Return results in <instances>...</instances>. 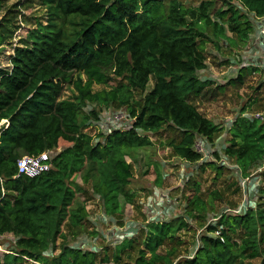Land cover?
Masks as SVG:
<instances>
[{
  "label": "trees",
  "instance_id": "1",
  "mask_svg": "<svg viewBox=\"0 0 264 264\" xmlns=\"http://www.w3.org/2000/svg\"><path fill=\"white\" fill-rule=\"evenodd\" d=\"M38 1L44 21L27 30L6 56L7 66L0 68V236L15 238L14 248L3 254L0 264H22L23 259L38 264L108 263L106 254L97 262L96 252L65 243L63 228L79 230L88 216L79 201L82 185H89L107 215L119 213L121 201L134 202L128 188L130 150L152 145L149 136L136 129L152 134L174 130L178 137L168 142L173 154L188 163L200 161L196 139L213 142L223 129L195 104L220 87L198 76L206 69L201 46L206 35L200 29L209 27L223 35V26L212 19L215 15L243 42L251 24L233 3L247 14L264 17V0H224L226 10H214L212 0L187 9L178 0ZM6 37L0 30V53ZM241 71L226 85L233 80L242 84ZM150 79L152 87L145 92ZM94 84L104 88L94 91ZM67 89L70 95L64 96ZM89 104L99 111L123 108L134 119L133 126L103 135L91 126L99 111L83 110ZM228 131L224 153L248 175L264 162V119L236 116ZM61 141L68 146L52 157L49 170L32 178L18 174L22 156L56 150ZM205 166L220 168L213 162L200 164ZM141 168L146 174L150 166L143 163ZM193 192L186 198L187 217L203 221L205 203L197 187ZM260 193L264 195V188ZM186 226L183 218L149 223L134 264H172L171 250L164 255L157 251L165 241H177V232ZM206 231L190 258L177 264H264V205L243 215L221 216ZM131 237L112 252L113 261L132 247Z\"/></svg>",
  "mask_w": 264,
  "mask_h": 264
},
{
  "label": "rangeland",
  "instance_id": "2",
  "mask_svg": "<svg viewBox=\"0 0 264 264\" xmlns=\"http://www.w3.org/2000/svg\"><path fill=\"white\" fill-rule=\"evenodd\" d=\"M178 1L183 8L187 9L196 7L206 0ZM212 1L214 10H226L229 7L224 0ZM233 4L239 13H244L247 17L245 10L236 1ZM44 16L45 12L38 0H0V30L7 35L2 46L3 51L0 53V68L7 66L6 56L11 54L12 48L20 45L27 30L31 29L36 21H44ZM212 19L222 25L225 32L220 35L213 33L209 27L200 29L206 35L201 45L206 57V69L198 72V76L201 80H212L213 86L220 85L218 93L224 95L208 91L203 98L195 100L203 116L223 127L211 146L208 144L211 148L208 151V154L211 152L209 156L205 155L201 162L188 163L175 156L168 145L170 140L178 137L176 131L162 128L157 133H148L152 141L151 146L130 150L133 166L128 188L135 194V200L131 204L121 201L120 212L112 216L104 213L100 200L92 195L89 185H82L80 178H75V181L82 185L83 192L79 195V201L85 203L88 216L79 230L71 231L68 226L63 228L66 236L65 243L84 251L96 252L97 262L106 254L109 262L100 264H134L138 251L144 248L143 241L147 225L153 223L150 221V211L145 208L149 202H151L149 206L153 209L155 220L159 216L162 222L183 218L187 223L185 228L177 232V241H165L157 251L164 255L171 250L172 264H177L186 257L190 258L200 244L199 238L207 234V226H214L222 215H243L249 209L255 210L264 205V195L260 193L264 188V162L253 168L248 175H244L233 159L229 157L225 159L224 156V147L227 146L230 138L229 128L225 126L232 122L230 120H234L236 116L252 118L256 114L264 117V71L260 67L261 58L243 54L244 48L249 45L248 36L242 42L226 29L227 22L224 18L219 19L212 15ZM242 56H245L246 65L250 66L246 70L245 67H241ZM240 71L242 84H239L240 81L233 80L226 85L227 79L236 77ZM116 81L114 79L110 84H115ZM151 87L150 79L145 92ZM103 88L102 85L94 84L93 86L94 91ZM69 95L70 90H65L64 96ZM135 97L140 96L137 93ZM90 108L99 111L95 105L90 104L83 110L88 112ZM241 108H244V111ZM101 113L105 116V124L110 128L114 125L113 122L119 124L124 121L117 117L127 114L125 109L114 106L100 110L99 114ZM225 119H228V124H224ZM67 146V143L61 141L50 156L54 157L59 150ZM126 160L131 162L128 157ZM208 162L219 166V170L209 166L200 168V164ZM143 163L150 166L146 174H143L144 170L141 168ZM196 187L200 199L205 203L203 221L187 217L189 208L186 198L193 195V189ZM132 231H135L133 238L131 237L132 247L123 250L120 247L119 260L113 261L112 252H115L117 246L126 238L127 232ZM216 234L210 233V236ZM61 242L59 239L57 244ZM14 244L15 238L12 235L0 236V259L3 254L10 253ZM57 253L58 250L55 255ZM50 256L52 255H46V257ZM258 262L259 260H246L244 264ZM22 264L34 263L23 259Z\"/></svg>",
  "mask_w": 264,
  "mask_h": 264
},
{
  "label": "built area",
  "instance_id": "3",
  "mask_svg": "<svg viewBox=\"0 0 264 264\" xmlns=\"http://www.w3.org/2000/svg\"><path fill=\"white\" fill-rule=\"evenodd\" d=\"M247 17H248L250 24H251V31L247 35L249 38V45L244 48L243 54H247L248 56L255 55V56H258L259 58H261L260 67L264 71V17H257L252 13L247 14ZM255 56H253V57H255ZM244 57L245 56H242L243 64L241 65V67H245V69H246V68H249L250 66L246 65V62H244ZM240 69H242V68H240ZM238 70H239V68H238ZM260 116H261V118H260ZM104 118H105V116H103L102 113L98 114L97 120L92 121V123H91L92 124L91 126H93L95 129H97L103 135L110 134L112 131H115V130H119V131L129 130L133 126V121H134V119L131 118L127 112L126 116L117 117V119L119 118V119H122L124 121L120 122L119 124H116V122H113L114 125H112L110 128L105 124ZM246 118H248V117H246ZM252 118L264 119V117L261 114H256V116L255 117L253 116ZM252 118H249V119H252ZM230 121H232V122L229 123V125H228L229 127L225 126L226 128H230V126L232 125L234 120H230ZM224 122H225L224 124H228V119H225ZM136 132L140 135H145V134L148 135V133H144L143 131L138 130V129H136ZM211 143L212 142H208L205 138H202V137H199L196 139V142L194 145L195 151H197L202 156L199 162H201L203 160V157L205 155L209 156V154L211 153V152H209V154H208V151H210V149H211L210 148ZM225 148L226 147H224V149ZM204 150H205V153H203ZM51 154H52V151H48V152L42 153L39 156H29V155L22 156L17 162L18 174L19 175L23 174L27 177L32 178V177H35L44 171L49 170L51 167V160H52V157L50 156ZM224 156H225V159H229L225 153H224ZM147 204H148V201H147ZM150 204H151V202H149V205ZM149 205H145V208L150 211V214H149L151 217L150 221L153 223L162 222L160 216L156 220L154 219L155 216L153 215V209ZM134 232L135 231L127 232L126 237H131V235H134ZM47 254L48 253H46L44 255L46 256ZM32 262L34 264H38L35 261H32Z\"/></svg>",
  "mask_w": 264,
  "mask_h": 264
},
{
  "label": "crops",
  "instance_id": "4",
  "mask_svg": "<svg viewBox=\"0 0 264 264\" xmlns=\"http://www.w3.org/2000/svg\"><path fill=\"white\" fill-rule=\"evenodd\" d=\"M230 78H232V77H230ZM229 79V78H228Z\"/></svg>",
  "mask_w": 264,
  "mask_h": 264
}]
</instances>
